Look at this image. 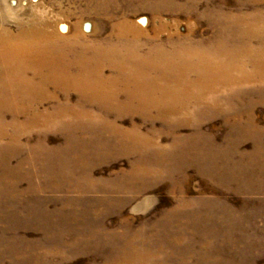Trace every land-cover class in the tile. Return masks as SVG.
Here are the masks:
<instances>
[{
    "label": "rangeland",
    "instance_id": "1",
    "mask_svg": "<svg viewBox=\"0 0 264 264\" xmlns=\"http://www.w3.org/2000/svg\"><path fill=\"white\" fill-rule=\"evenodd\" d=\"M109 2L110 12L98 0H0V27L58 33L60 24L63 37L106 45L117 40L118 23L132 24L145 30L144 49L170 50L219 42L224 15H264V0ZM255 85L230 95L238 105L231 113L249 106L254 132L234 128L231 113L192 111L177 122L155 109L105 114L93 105L88 119L64 116L55 101L41 108L56 114L54 123L24 113L21 140L0 141V264H264V96ZM71 95L74 104L79 96ZM134 129L166 150L180 139L183 151L200 153L123 151L129 140L119 132ZM226 158L225 175L212 174L214 160Z\"/></svg>",
    "mask_w": 264,
    "mask_h": 264
},
{
    "label": "bare ground",
    "instance_id": "2",
    "mask_svg": "<svg viewBox=\"0 0 264 264\" xmlns=\"http://www.w3.org/2000/svg\"><path fill=\"white\" fill-rule=\"evenodd\" d=\"M98 1L105 10L111 4L110 0ZM220 20L222 40L219 42L204 48L195 47L189 41L170 50L161 43L144 49L141 38L145 30L132 24L118 23L117 40L106 45L84 40L80 35L79 38L63 37L69 33L60 24L58 33L41 26H21L16 32L0 27V141L9 139L17 143L21 140L20 125L27 127L28 124H22L26 121L24 113L31 112L35 118L43 117L46 123H54L56 114L41 109L44 103L51 101L62 111L67 109L64 116L74 118L83 114L90 119L93 113L89 107L95 105L105 114L133 111L148 112L149 116L155 109L163 119L174 117L179 118V122L190 120L188 115L192 111L198 117L230 114L238 106L230 95L241 93L240 85L256 84L258 93L264 96L262 11L224 15ZM255 39L259 42L257 46L253 45ZM106 67L111 74H106ZM73 92L79 96L74 104ZM59 94H63L64 101H59ZM121 95L126 100L121 101ZM247 107H243L244 111L235 110L226 119L234 128L254 132L255 117L245 110ZM9 114L17 115L15 120L21 117L23 120L9 122ZM11 126L20 131L10 134ZM137 130L119 132L123 139L129 140L123 145V151L144 152V148L152 147L155 155L163 158L200 153L199 148L183 151L177 137L178 141L166 150L158 143H151ZM6 160L3 158L0 164H5ZM224 160H214L212 174L225 175L231 159ZM8 165L3 167L8 169Z\"/></svg>",
    "mask_w": 264,
    "mask_h": 264
}]
</instances>
